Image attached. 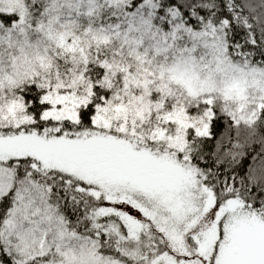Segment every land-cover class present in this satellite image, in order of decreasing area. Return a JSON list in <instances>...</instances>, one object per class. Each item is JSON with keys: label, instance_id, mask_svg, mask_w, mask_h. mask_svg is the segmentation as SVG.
Returning <instances> with one entry per match:
<instances>
[{"label": "snow or ice", "instance_id": "6c2138e0", "mask_svg": "<svg viewBox=\"0 0 264 264\" xmlns=\"http://www.w3.org/2000/svg\"><path fill=\"white\" fill-rule=\"evenodd\" d=\"M261 122L264 0H0V264H264Z\"/></svg>", "mask_w": 264, "mask_h": 264}, {"label": "trees", "instance_id": "16d2710c", "mask_svg": "<svg viewBox=\"0 0 264 264\" xmlns=\"http://www.w3.org/2000/svg\"><path fill=\"white\" fill-rule=\"evenodd\" d=\"M219 123L225 128L231 126V121L227 119L226 116H222L219 119ZM261 123H264V122H261ZM257 127H260L259 123ZM193 139H195V137H193ZM213 140H215V134L213 136ZM199 143L203 144L205 143V141H199ZM244 150L247 152V156L242 161L243 168H244L243 179L248 180L251 178L250 167H251L252 159L256 157L258 154H264V141H257V142L250 143L246 145ZM237 171L239 173V170Z\"/></svg>", "mask_w": 264, "mask_h": 264}]
</instances>
